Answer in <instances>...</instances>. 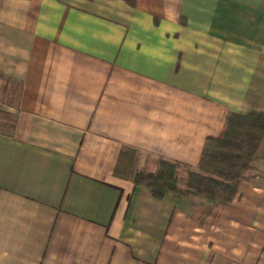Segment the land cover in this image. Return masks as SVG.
Listing matches in <instances>:
<instances>
[{
	"label": "crops",
	"instance_id": "0c3cea01",
	"mask_svg": "<svg viewBox=\"0 0 264 264\" xmlns=\"http://www.w3.org/2000/svg\"><path fill=\"white\" fill-rule=\"evenodd\" d=\"M250 112L264 0H0V264H264V138L236 192L135 184Z\"/></svg>",
	"mask_w": 264,
	"mask_h": 264
},
{
	"label": "trees",
	"instance_id": "16d2710c",
	"mask_svg": "<svg viewBox=\"0 0 264 264\" xmlns=\"http://www.w3.org/2000/svg\"><path fill=\"white\" fill-rule=\"evenodd\" d=\"M263 138L264 112L232 113L223 136L206 144L199 172L188 174L184 193L179 190L176 165L168 161H161L155 175L138 174L135 184L148 187L152 196L159 200L169 192L197 193L209 200L215 199L222 190L236 192Z\"/></svg>",
	"mask_w": 264,
	"mask_h": 264
},
{
	"label": "rangeland",
	"instance_id": "374dc122",
	"mask_svg": "<svg viewBox=\"0 0 264 264\" xmlns=\"http://www.w3.org/2000/svg\"><path fill=\"white\" fill-rule=\"evenodd\" d=\"M262 156H259L258 160H256V170L260 173V178L264 179V155L261 153ZM260 159V160H259ZM185 176H186V172L185 171H181L180 172V177L181 179H179V186L180 188H184V180H185Z\"/></svg>",
	"mask_w": 264,
	"mask_h": 264
}]
</instances>
